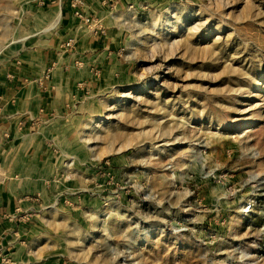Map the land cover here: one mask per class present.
Listing matches in <instances>:
<instances>
[{"label":"rangeland","instance_id":"374dc122","mask_svg":"<svg viewBox=\"0 0 264 264\" xmlns=\"http://www.w3.org/2000/svg\"><path fill=\"white\" fill-rule=\"evenodd\" d=\"M32 4L0 0V58ZM109 46L0 264H264V0L111 6Z\"/></svg>","mask_w":264,"mask_h":264},{"label":"crops","instance_id":"0c3cea01","mask_svg":"<svg viewBox=\"0 0 264 264\" xmlns=\"http://www.w3.org/2000/svg\"><path fill=\"white\" fill-rule=\"evenodd\" d=\"M71 1L30 0L36 21L0 58V261L59 171L70 103L111 54V6L136 0H82L84 19Z\"/></svg>","mask_w":264,"mask_h":264},{"label":"built area","instance_id":"2783aa9c","mask_svg":"<svg viewBox=\"0 0 264 264\" xmlns=\"http://www.w3.org/2000/svg\"><path fill=\"white\" fill-rule=\"evenodd\" d=\"M72 8L76 10V16L84 19L82 11H80L81 6L83 5L82 0H72L71 1ZM73 41L68 42L67 46H70Z\"/></svg>","mask_w":264,"mask_h":264}]
</instances>
